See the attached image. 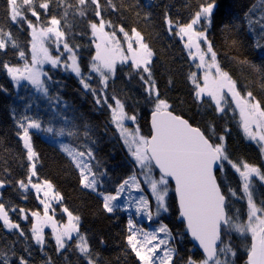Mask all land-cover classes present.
Returning a JSON list of instances; mask_svg holds the SVG:
<instances>
[{
    "label": "snow or ice",
    "instance_id": "obj_1",
    "mask_svg": "<svg viewBox=\"0 0 264 264\" xmlns=\"http://www.w3.org/2000/svg\"><path fill=\"white\" fill-rule=\"evenodd\" d=\"M261 3H264V0H261ZM56 4L57 7L64 8L63 16L58 18L52 15L45 21L41 19L39 10L47 16L52 0L39 2L6 0L5 20L9 22V27L8 30L0 27V53L6 54L9 48L14 49L23 63L14 65L10 62H0V69L6 71L14 85L27 81L38 92L47 95L48 88L42 77H47L48 73L43 70V66L49 64L54 69L62 67L65 71L75 74L82 88L92 93L96 105L107 106L110 122L119 132L134 161L133 172L116 186L114 193L100 191L99 188L103 186L100 177L105 173L94 170L91 163L96 159L93 150L87 145L73 146L61 142L59 149L69 157L72 165L78 170L81 187L102 197V207L107 213H114L117 210L128 211L130 207H134L137 217L152 222L162 212H168L167 199L170 184L174 182L179 218L184 225V232L176 235L189 236L202 252L200 259L194 258L193 255L182 258V264H234L237 251L232 245L233 233L245 240V264H264V192H261L260 198L257 199V186L253 180L256 178L264 185V169L247 161H233L227 152L225 134L217 137L212 125H209V132L206 134L199 127L193 126L188 119L173 114L168 100L160 95L153 74L154 52L141 32L133 27L129 34L123 26H116L111 21L104 20L103 13L108 9L118 11L113 0H104L103 3L102 0H75V3L56 0ZM151 6V0H147L143 5L137 0L133 5L148 9ZM217 7V0H202L187 22L173 21L167 11L164 22L170 34L180 38L189 60L197 70L190 72L188 76L194 88L195 101L198 104L207 101L209 107L214 105L218 115L224 114L231 104H234L245 138L258 145L264 158V104L252 91L241 92L237 81L222 68L218 54L207 35ZM69 8L75 9V15L80 17L86 16L91 10L96 18L88 24L95 43V54L91 57L88 72L98 76V87H93L89 83L92 76L82 71L77 50L70 45L68 33L61 26ZM29 14L35 19H29ZM149 17L150 12H145L144 19ZM244 18L251 29L253 20L249 12L244 13ZM25 24L30 37L27 50L30 53V60L26 51L20 49L11 31V26ZM255 24L260 29L259 39H264V15H261ZM106 27L112 28L113 31H105ZM117 27L119 33L123 34L126 49L117 38ZM222 28L228 30L227 25H222ZM259 39L255 44L257 49L264 47L259 43ZM235 43L233 41V44ZM49 44H55L58 55L52 54ZM118 63L128 65L130 72L127 75L139 78L145 93V103L152 105L149 136L142 135L139 127L133 130L125 126V121L136 124L137 114L135 112L129 114L125 101L115 94L109 96L107 93L109 80L115 76ZM240 63L247 64L259 75L260 87L264 90V65L247 60ZM0 90L6 91L2 86ZM229 96L231 101L227 99ZM13 119L18 129L16 135L22 141L28 161L26 176L17 180L16 186L24 192L29 188L34 189L37 200L43 205L42 215L37 211L31 213L34 218L30 228L32 241L43 251L46 244L44 228L50 227L58 254L68 250L69 242L75 238V250L84 258L86 264H98V261L93 259L86 235L80 232V217L74 215L67 207H62L61 211L67 215V222L56 220L51 201H62L63 197L54 190L50 181L46 179L41 182L33 181V177H37L36 165L39 162V155L33 146L31 130L47 134L53 140L65 135L74 137L77 132L51 124L45 125L41 119L27 114H21L17 118L13 112ZM85 127L87 128L86 125ZM84 136L91 139L87 130ZM229 167L239 178L237 188L225 184L217 176L218 172L226 174ZM95 168H99L98 161ZM137 168L140 170L139 173L136 172ZM154 168L159 170L158 178L153 175ZM140 176L143 177L142 180L139 179ZM5 183L4 180H0V188H4ZM142 184L147 185L151 199L155 200V212L152 210L149 196L122 195L126 191L130 193L133 189L145 192ZM241 200L246 203L245 219L241 218L239 209L233 211V201ZM15 210V207L10 209L5 203L0 202V227L8 232L17 231L20 236H24L20 225L9 215L10 211ZM25 211L23 208L19 209L21 219H27ZM127 232L126 243L139 264H176L178 251L174 246L176 236H173L171 229L163 222L154 230L147 231L129 216ZM25 251L28 252L29 249L25 248ZM12 257L0 252V264H29L25 256L16 257L14 251ZM46 264H52L51 259L46 261Z\"/></svg>",
    "mask_w": 264,
    "mask_h": 264
},
{
    "label": "trees",
    "instance_id": "obj_2",
    "mask_svg": "<svg viewBox=\"0 0 264 264\" xmlns=\"http://www.w3.org/2000/svg\"><path fill=\"white\" fill-rule=\"evenodd\" d=\"M68 2L75 3V0H68ZM135 2L137 3V0H113L118 11L113 12L108 9L103 13V18L105 21H111L113 25L123 26L129 34L133 27L141 32L154 52V78L161 97L168 100L170 110L188 119L193 126L199 127L206 134L209 132V125L214 127L217 137L225 134L227 152L233 161H247L264 169V158L261 156L260 148L256 143L245 138L233 104L224 114L218 115L214 105L209 107L207 101L202 104L195 101L194 88L188 76L190 72L197 70L193 62L189 60L180 38L170 34L164 22L166 11L173 21L187 22L202 0H151L150 9L133 7ZM142 2L146 3L147 0H140V4ZM5 3L6 0H0V27L8 30L9 22L5 20ZM217 4L212 26L207 35L218 54V60L222 68L237 81L242 93L252 91L256 98L264 104V90L260 87L259 75L247 64L240 63L242 60H247L257 65H264V47L260 49L255 47L260 32L255 21L264 15V3H261V0H217ZM39 11H41V19L46 21L52 15L61 18L64 8L57 7L56 0H52L47 16L42 10ZM145 12H150L149 19H144ZM245 12H249L253 20L251 29L244 18ZM28 18L35 19L30 14ZM95 20L91 10L86 16L80 17L75 15V9L69 8L68 15L62 19L61 26L68 33L67 38L70 45L77 50L82 71L92 76L89 83L93 87H98V76L88 72L91 57L95 54L94 38L88 24L89 21ZM222 25H227L228 30H224ZM11 31L20 49L26 51L30 60V53L27 52L30 39L27 25H13ZM105 31L112 32L113 29L106 27ZM116 32L117 38L124 46L126 43L118 27ZM233 41L236 43L233 44ZM259 43L264 45V39H259ZM49 47L52 49L54 44ZM15 52L16 50L9 48L6 54L0 53V62L22 64L23 61L19 60ZM45 72L48 73L47 77H43L48 88L47 95L38 92L27 81L14 85L6 71L0 69V86L6 90H0V180L6 182L5 187L0 188V202L5 203L10 209L15 207V211L9 212L10 217L15 212H19L20 208L25 209L26 213L41 211L35 191L29 188L27 192H24L15 183L25 178L28 161L22 141L16 135L18 129L13 119V112L17 118L21 114H27L41 119L45 125L51 124L55 127L72 129L77 132L76 136L65 135L57 140H53L47 134L31 130L33 146L39 155V162L36 165L37 177H33V181L41 182L45 179L50 181L54 190L63 197V200L57 201L55 206L57 220L62 223L65 220V213L60 212L62 207H67L74 215L80 217V232L86 235L93 259L97 260L98 264H139L135 254L131 252L126 243L127 220L134 207H130L128 211L105 212L102 207V197L81 187L79 172L72 165L69 157L60 151L59 143H69L73 146L87 145L93 150L96 159L91 163L94 170L105 173L100 177L103 186L99 190L106 193H114L116 186L133 172L134 161L128 148L115 126L110 122L107 106L96 105L92 93L82 88L75 74L62 68L51 67H46ZM129 72L128 65L118 63L115 76L109 80L107 93L109 96L115 94L125 101L128 113L137 114V123L133 125L139 127L142 135L149 136L148 118L152 105L145 103V93L139 78L130 77L127 75ZM86 130L91 139L84 136ZM97 161L99 162L98 169L95 168ZM139 171L137 168L136 172L139 173ZM153 175L157 178L159 176L155 168ZM217 176L225 184L237 188L239 178L230 167L226 174L218 172ZM139 179L142 180L143 177L140 176ZM253 180L257 186L256 195L259 199L260 193L264 192V185H261L256 178ZM141 187L151 199L147 185L142 184ZM141 194L133 189L130 193L126 191L122 195L138 197ZM120 203L122 204L123 201L121 200ZM167 203L168 212H162L159 217L154 218L153 223L163 222L171 229L173 236H176L174 241V246L178 249L176 264H182V258H187L189 255L200 259L202 254L194 248L188 236L176 235L184 232V225L178 215L171 184ZM151 206L154 210V199H151ZM237 209L240 211L241 218L245 219V201H233V211ZM17 223L25 235L20 236L17 231L8 232L0 227V252L12 257L14 251L16 257L25 256L29 264H46L49 259L52 264H86L84 258L75 250V238L69 242L68 250L58 254L52 235L50 232H45L46 244L41 251L40 246L31 239L30 219L24 223L20 221ZM232 245L237 251L234 264H245V240L233 233ZM25 248L29 251L26 252ZM12 258L15 259V257Z\"/></svg>",
    "mask_w": 264,
    "mask_h": 264
},
{
    "label": "rangeland",
    "instance_id": "obj_3",
    "mask_svg": "<svg viewBox=\"0 0 264 264\" xmlns=\"http://www.w3.org/2000/svg\"><path fill=\"white\" fill-rule=\"evenodd\" d=\"M136 3V2H135ZM143 4H145V3H141V5H143ZM142 8H144V7H142ZM95 44V43H94ZM52 46L53 44H49L48 46ZM125 49L127 48V44H125L124 46H123ZM50 48V47H49ZM50 50L52 51V54L53 55H58L59 53H57L56 52V46H55V44H54V47L51 49L50 48ZM63 51V50H62ZM66 58V57H65ZM46 67H51V65H49V64H45L44 66H43V70L45 71V68ZM52 68V67H51ZM62 68V67H61ZM63 69V68H62ZM42 79H43V77H42ZM22 82H25V81H21V83ZM228 99H230L231 100V97L229 96V97H227ZM234 105V104H233ZM234 107H235V105H234ZM237 112V114H238V116H239V113H238V111H236ZM125 126L126 127H128V128H130V129H135L136 127H138L137 125H133V123L131 122V121H125ZM34 190V189H33ZM35 191V190H34ZM140 194H141V192H139ZM142 194H144V195H146L145 194V192H143ZM41 199H43V195H42V193H41ZM38 202H39V200H38ZM51 203H52V206H53V208L55 209L56 207V203H57V201H51ZM39 204H40V202H39ZM40 207H41V211H38V212H40L41 213V215L43 214V205L42 204H40ZM55 212H56V209H55ZM60 212H61V210H60ZM153 212H155V209L153 210ZM31 213L32 212H29V213H26L25 212V215L27 216V219H21V214H20V212H15L14 213V215H12L11 216V218H12V220L13 221H15L16 223L18 222V221H20V222H25V221H28V219H30V221H31V224H32V222L34 221V218L31 216ZM51 214V213H50ZM64 216H65V220H64V222L63 223H66L67 222V215L66 214H64ZM129 216H131L132 218H133V220H134V222H136L137 224H138V226H140V227H143L145 230H147V231H151V230H154L155 228H157L158 226H159V224H157V223H153L154 221H152V222H149L146 218H143V217H137L136 216V214H135V208H134V210L130 213V215ZM129 216H128V218H129ZM55 218V217H54ZM56 219V218H55ZM57 220V219H56ZM59 221V220H58ZM60 222H62V221H60ZM45 232H50V234L52 235V231H51V228L50 227H45L44 228V234H45ZM55 241V240H54Z\"/></svg>",
    "mask_w": 264,
    "mask_h": 264
},
{
    "label": "water",
    "instance_id": "obj_4",
    "mask_svg": "<svg viewBox=\"0 0 264 264\" xmlns=\"http://www.w3.org/2000/svg\"><path fill=\"white\" fill-rule=\"evenodd\" d=\"M174 114V113H173ZM176 115V114H175ZM148 125H149V129H150V133H151V113L149 114V118H148ZM158 173H159V170L158 169H155ZM171 185L173 186V191H174V182H171ZM174 196H175V192H174ZM176 199V198H175ZM177 205V203H176ZM177 208H178V205H177ZM178 215H179V208H178ZM181 220V219H180ZM190 242L192 243V245L194 246L195 245V242L191 240V238L188 236ZM196 250L199 251L200 254H202L201 250H199V247L198 245H195L194 247Z\"/></svg>",
    "mask_w": 264,
    "mask_h": 264
}]
</instances>
